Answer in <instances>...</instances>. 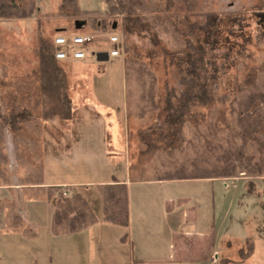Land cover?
Listing matches in <instances>:
<instances>
[{"label": "rangeland", "instance_id": "374dc122", "mask_svg": "<svg viewBox=\"0 0 264 264\" xmlns=\"http://www.w3.org/2000/svg\"><path fill=\"white\" fill-rule=\"evenodd\" d=\"M62 1L36 0L37 13L33 18L0 20V108L2 109L1 120L5 128L6 141L4 146L0 143V151L3 149L10 157L8 168L13 181L20 182L19 177L24 174V169L18 166L15 158L13 132L5 116L10 98L15 93L20 104L32 106L35 110H39L38 106L39 108L42 106L41 100L43 98L30 99L27 97L30 91L42 95L39 51L44 44L52 43L54 36L59 32L58 28L68 27L69 30L66 31H74L76 20L87 19L88 23L77 32H90L95 35V38L89 45L83 47L89 55L86 63H83L84 61L58 62L65 74L69 96L72 97L74 91L90 89L88 92H91L94 89V82L91 83V80L94 78H98L95 84L97 83L98 89L96 91L100 93L99 95L106 91L111 92V102L120 106L121 122H124L120 129L122 134L121 155L125 160L126 149L133 175L139 176L136 178L152 180L160 178L159 175L167 178L181 174L183 170L192 173L194 167L191 162H201V157L206 159V163L209 165H201L199 169L212 173L220 156H231L229 153L237 150L238 146L243 143L238 134L241 123L237 109L239 101L246 98V93L237 92L236 88L244 78L249 75V77L253 76L259 59L264 58L263 46H251L253 53L251 57L241 56L227 70L220 69L216 73V78L212 82L216 87L214 101L210 103V106H196L194 111L197 113V117L199 115V119L193 118L192 122L182 127L183 134L189 143L182 144L178 141L175 144L176 149L173 147L172 150H169L168 142L162 138V133L169 127L167 114L164 110L166 95L172 89L179 93L183 89L181 83L183 73L178 66V57L173 55L172 44L170 46L167 43L163 33L156 32V29L153 28V30L146 23L145 26H138L124 35L125 22L123 20H117L116 29H112L111 26L116 20L104 18L101 23L102 25L107 24V28L105 30L94 29L90 20L83 16L85 10L105 13L107 9L106 0H76L77 7L68 3L64 13L60 11ZM260 3L261 0H163L161 7L176 27L185 30L190 23L204 22L208 13L223 16L248 15ZM255 29L256 24L251 21V26L246 31L251 30L254 33ZM111 32L119 34L121 40L127 43L129 51L125 52L124 50L121 60L111 58L107 61H99L97 53L101 50L111 49L114 45L108 39ZM94 52L96 55L93 54ZM214 54L217 57L213 55V63L215 65L221 64L224 61L223 50H217ZM122 70L125 80L121 79ZM104 72L106 75L100 77ZM211 76L214 77L213 74ZM87 79L91 82L88 83ZM221 97L223 100L220 99ZM133 101L137 104L136 109H134ZM125 106L128 114L125 113ZM92 109L98 112L104 111L98 106H94ZM59 121L53 120L51 122H53V126L61 127L60 123H64V121ZM48 129L46 128L44 131L46 134L44 145L47 151L45 180H58L64 183L71 174L67 167L68 162L64 156H62L63 158L57 157L51 153L54 146L48 139ZM61 129L62 141L66 149L68 136L62 127ZM230 137L234 141L233 144L228 142ZM246 144V148L250 146L249 142ZM253 150V154H255L256 149ZM245 151L243 150V153ZM247 152H250V149ZM222 165L225 166L226 164H219L220 167H223ZM81 173L83 174L82 171ZM237 174L239 176L249 175L241 168H238ZM2 182L3 178L0 177V184ZM194 185V183L184 182L176 187L181 191H192ZM213 187L217 190L218 199L215 207L217 216L219 217L223 212L229 213V225L225 228L219 227V235H222L225 230L229 234L228 237L234 241L235 247L244 244L249 238L254 247L251 255L244 260L242 253L245 254L248 250L250 253V249L245 248L243 252L232 250L230 256L233 260L231 259L229 263L264 264V178L218 180L213 184ZM48 189L54 195L50 201L38 199L28 203L29 212L39 222L33 225L34 228L37 227L39 235L35 239L24 238L22 234H6L0 230V251H45L49 247V238L53 239L51 242L53 249L71 250L72 241L68 234H62L63 236L59 235L55 238L56 235L50 232L49 213L56 204V194L59 189L56 187ZM95 189V187H87L86 196L92 201L94 210L101 219L103 201ZM0 195H2L1 192ZM10 198L12 196L6 199L1 197L0 199V220L6 218L5 205L12 201ZM172 221H178V219ZM108 227L101 230L100 226H97L77 234L73 240L77 255L75 254L73 259L78 261V257L81 259L86 257L90 264H115L121 260L119 259L121 255L128 254V246L120 239L125 228L117 225ZM183 229L193 230L194 222L185 225ZM55 239L57 242L54 241ZM161 246L163 248L159 254L155 252V256H152L160 255L162 259L153 258L149 259L150 262L142 264H201L198 259L201 254H204V251L199 252L192 246L180 248L176 252V257L169 244ZM225 246L222 244L217 247L216 250L221 253L219 261L209 262L210 264H225L226 261L222 254ZM7 257L11 258L12 256ZM59 258L64 257L59 255Z\"/></svg>", "mask_w": 264, "mask_h": 264}, {"label": "trees", "instance_id": "16d2710c", "mask_svg": "<svg viewBox=\"0 0 264 264\" xmlns=\"http://www.w3.org/2000/svg\"><path fill=\"white\" fill-rule=\"evenodd\" d=\"M162 1L107 0L105 13L85 10L83 16L87 17L97 30L107 28V24L102 25L101 23L104 18L123 20L125 22L124 35L146 23L152 29H156V32L163 33L167 43L174 47H172L173 55L178 57V66L183 73L181 78L183 89L180 93L172 89L166 95L164 110L169 127L162 133L163 140L168 142L167 147L172 150L173 147L176 149L175 144L178 141L182 144L189 143L183 134L182 127L192 122L193 118L199 119V115L197 117L194 111L196 106H210V103L214 101L216 87L212 82L216 78V73L220 69L227 70L241 56L251 57L253 54L251 46H263L262 49L264 48V0H261L256 9L248 15L223 16L208 13L204 22L190 23L185 30L179 29L172 23L161 7ZM68 3L77 7L76 0H63L60 5L61 13L65 12ZM36 10V0H0V20L29 18ZM83 20L86 24L88 23L87 19ZM251 21L256 24L254 33L251 30L246 31L251 26ZM61 29L58 33L69 30L68 27ZM80 29H76L74 24L72 32ZM121 49L123 52L124 50L129 51L127 43L122 40ZM217 50H223L224 61L219 65H215L212 60L213 55L217 57L214 54ZM39 52L42 95L30 91L27 97L30 99L43 98L42 106L40 108L38 106L39 110H35L32 106L22 105L18 96L13 93L5 116L13 132L15 158L18 166L24 169V174L20 175L19 181L22 185H29L31 188L37 186L36 188L40 189L45 180L44 125L53 120L71 119L74 103L68 93L65 74L55 58L53 41L44 44ZM249 76L244 78L236 88L237 92L246 93V98L239 101L237 109L241 123L238 134L243 143L238 146L237 150L232 151L233 154L229 153L231 156H220L212 173L199 169L201 165H209L206 163L207 160L201 157V162H191L194 167L192 173L183 170L181 174L166 179L232 178L239 176L238 168L251 176H264V58L259 59L253 76ZM1 116L2 109L0 108V143L4 146L6 143L5 128L2 125ZM230 140L231 137L228 142L233 144L234 141ZM248 142L250 146L246 148ZM254 148L256 149L255 154H253ZM248 149L250 152H247ZM243 150L246 153H243ZM0 162V177L3 178L0 186L10 185L12 184L10 183L12 176L8 168L10 157L3 149L0 151ZM222 163L226 165L223 166V164V167H220L219 164ZM57 189L59 191L56 194V209L51 225L55 234L78 232L99 221L91 202L80 190H71L70 194L65 195L61 187ZM34 193L36 192L31 193L29 198H37L38 194ZM101 194L104 201L103 220L123 227L128 226L130 220L127 185L119 180L104 184L101 186ZM53 196V193H48L49 199ZM9 214L13 226L17 228L19 216L13 208L9 210Z\"/></svg>", "mask_w": 264, "mask_h": 264}, {"label": "crops", "instance_id": "0c3cea01", "mask_svg": "<svg viewBox=\"0 0 264 264\" xmlns=\"http://www.w3.org/2000/svg\"><path fill=\"white\" fill-rule=\"evenodd\" d=\"M36 13L37 11L29 18H33ZM20 19L25 20L26 18ZM61 30V28H58V31ZM107 50H101L100 52ZM87 59H89V55ZM86 60L83 63H86ZM105 75L106 73L104 72L100 77ZM97 79L94 78V80H91L92 82L87 79L88 83L94 82V89L91 92H88L90 89L73 92L72 99L74 106L72 118L64 121V123H60V126L66 131L68 136V147L66 149L62 141L61 127L53 126V122L51 121L44 125V131H46V128H49L48 139L54 146L51 153L54 156H64L66 158L68 162L67 167L71 174L64 183L58 180H44L40 189L36 188L37 186L31 188L29 185H22L21 182L17 183L13 180L10 185H2L0 187L2 195L0 196L5 199L12 196L10 198L12 201L5 205L7 211L6 218L0 220V230L2 233L22 234L24 238L35 239L39 233L36 229L37 227L35 226L34 228L33 225L39 222L29 212L28 203L31 200L38 199L50 201L48 198L50 189L48 188L67 186L72 191L80 190L86 196L87 187H95V190L103 201L101 186L119 180L125 183L128 189L130 222L128 226L124 227L125 232L120 239L121 242L128 246L129 251L128 254L124 253V256L121 255L119 257L121 260H118L115 264H142L150 262L149 259H162L160 255L156 257L152 255L155 252L159 254L163 248L161 246L163 244H169L176 257V252L180 248L184 249L192 246L199 252L204 251V254H201L198 259L201 264L218 262L221 253L216 249L222 244L226 245L225 249H223L224 253H222L226 261L225 264H230L229 262L232 259L230 255L234 249L242 252L245 248L250 249V253L249 250L245 254L242 253L243 260L249 257L254 249L253 243L249 238L246 239L244 244L235 247L234 241H232L231 237H228L229 234L225 230L222 235H219V227L225 228L229 225V213L225 214L223 212L219 217L217 216L215 207L217 206L218 198L216 195L217 190L213 187V184L218 180L258 179L264 178V176L244 175L232 178L166 179L165 176L159 175L158 177L160 178L152 180L136 178L139 176L133 175L131 162L127 157V150L125 149V160L121 155L122 134L120 129L124 125V122H121L120 106H116L115 103L111 102L112 95L110 91L99 95L100 93L96 91L98 89L97 83L95 84ZM121 79L125 80L123 70L121 72ZM85 99L87 100L85 101ZM133 105L134 109H136L137 104L134 101ZM94 106H98L101 110L104 109V111L98 112L93 110L92 107ZM125 113L128 114L126 106ZM50 125L51 127H49ZM45 137L46 134H44V144ZM46 153V146L44 145V163ZM184 182L195 184L192 191H181L176 187ZM33 192L38 194L37 198H29V195ZM98 194L97 196H99ZM87 199L93 207L92 201L88 197ZM12 208L16 211L17 216H19L17 228L13 226L9 214V210ZM55 209L56 204L50 209L49 213L50 232L56 235L55 238L59 235L68 234V237L72 241L71 250L53 249L51 246L53 239L49 238V247L45 251H0V264H90L86 257L82 259L78 257V261L73 259L74 255H77V249L74 250L73 240L77 234L89 231L97 226H100L101 230H105V228H109L108 226L116 225L103 220L104 201L102 218L100 219L96 214L99 219L96 224L90 225L81 231L64 233L63 235L55 234L51 229ZM173 219H178V221H172ZM191 222H194L193 230L183 229L185 225ZM56 240L54 241L57 242ZM55 247L57 248V246ZM9 255L12 257L8 258L7 256ZM59 255H62L64 258H59ZM42 257L44 261H42Z\"/></svg>", "mask_w": 264, "mask_h": 264}, {"label": "built area", "instance_id": "2783aa9c", "mask_svg": "<svg viewBox=\"0 0 264 264\" xmlns=\"http://www.w3.org/2000/svg\"><path fill=\"white\" fill-rule=\"evenodd\" d=\"M94 38L95 35L90 32H62L56 34L53 39L55 58L59 62L86 60L88 54L83 47L89 45ZM108 39L114 45L111 49L102 52H107L109 58L123 57L124 54L121 50V38L119 34L111 32L108 35ZM93 54L96 55L95 52ZM61 189L65 195L71 193V189L67 186H63Z\"/></svg>", "mask_w": 264, "mask_h": 264}, {"label": "water", "instance_id": "95a60500", "mask_svg": "<svg viewBox=\"0 0 264 264\" xmlns=\"http://www.w3.org/2000/svg\"><path fill=\"white\" fill-rule=\"evenodd\" d=\"M86 24L85 20H76L75 21V27L76 29H80L82 26ZM117 27V21H115L112 25V29H116ZM97 58L99 61H107L109 59L107 52H100L97 54Z\"/></svg>", "mask_w": 264, "mask_h": 264}]
</instances>
